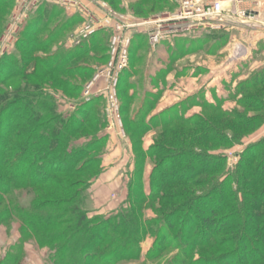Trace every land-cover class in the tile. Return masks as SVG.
Returning <instances> with one entry per match:
<instances>
[{
	"label": "rangeland",
	"instance_id": "374dc122",
	"mask_svg": "<svg viewBox=\"0 0 264 264\" xmlns=\"http://www.w3.org/2000/svg\"><path fill=\"white\" fill-rule=\"evenodd\" d=\"M10 1H13L14 4L12 9H0V68H4L6 65L2 74L11 72L10 75L17 74V77H8L4 80L1 93L17 92L20 97L33 96L37 97V101L40 102L49 100L48 102L57 108L56 113L62 114L63 118L69 120H73L71 118L76 117L78 112L84 113L80 112V107L94 100H101L90 111L91 113L89 112L92 125L90 123L85 125L71 144L72 147L76 145L78 147L74 148L76 152L71 155L72 160L75 159L78 151L80 153L82 150L83 152L87 151L80 159L79 164V166L85 165L86 168L79 175H59L69 179L73 184L75 183L76 188L84 189L85 187L84 194L87 198L83 208L92 215L96 212L105 213L94 217L104 220L117 215L122 207L127 208L132 205L130 186L134 190L136 189L135 192L142 186L144 193L150 194V178L157 161L173 155L166 152V154L152 157L143 156L157 145L166 147L162 134L171 135L169 137L171 143L167 147L180 146L181 148L182 145L178 138L174 140L172 135L183 130L184 134L180 135L182 138L185 136L186 146L189 145V148L199 154L211 152L210 154L219 156L224 162L222 170H219L216 175L199 177V181H203L201 182L204 184L203 186L191 187L185 183H175L173 188L171 187L176 192L186 190L188 195L189 193H206L212 182L221 177L223 172L226 170L229 173L234 172L238 168V164L243 160L247 150L256 153L255 146L264 141V30L245 28L244 37L237 36V42H231L229 46L217 45L216 42L209 41L210 37L206 38L203 43L195 44L193 41L196 39L193 38V35H191L192 37L187 35L180 37L178 42H174L175 44L172 39H168L163 42L167 43L165 46L159 48L163 44L161 43L156 49L152 48L147 36L141 35L140 41L145 45L143 48L134 50L133 63L131 64L130 61L131 74L128 84L125 89H120L119 86L117 89L120 113L116 117L110 113L106 96L97 97L90 102L85 100L87 87L94 81L99 71L107 66L108 59L104 63L105 59L103 58L107 54L108 40L110 47L112 32L101 31L106 32L105 36L103 35V38H107L106 40H101L100 36L96 35L95 41L90 38L79 45L73 43L74 37L85 24L91 23L92 18L102 20L106 17L103 7H108L120 15H131L138 21H149L175 13L178 9L177 4L172 0L170 3L173 6L167 5L165 0H163V4H157L153 0ZM42 6L46 9L40 12L43 19L39 14L36 16L38 19L41 18V24H46L51 15L56 14L57 18L48 27L46 25L44 27L46 30L40 32L37 37H26L31 19ZM73 19L76 24L72 26L70 20ZM66 23H70L72 28L62 30L60 36L46 46L45 44L52 40V36H55ZM216 33L219 31H210L209 35ZM253 37L263 38L262 43L259 45L250 44V39ZM22 38L28 39V46L35 44L39 47L37 49H41L40 45H45V48L42 47L43 49L31 54L22 52L19 47ZM185 42L187 46L191 45V47H187V49L190 48L188 52L180 47ZM80 46L85 52L72 57V50ZM238 46L244 48L245 52L241 53L237 61L228 62L237 53ZM25 57L38 58V62L27 63ZM68 57L72 58L65 62L67 64H62L63 59ZM25 67L28 77L32 79L18 76L20 69ZM58 69L61 71L56 72ZM63 81H66L68 86L65 87L62 84ZM256 82H259V85L256 86ZM100 85H102L101 82L98 83L94 92H97ZM125 108L127 109L125 110ZM224 112L231 115L235 113L238 121L247 123L250 120L257 121L248 127H233L235 122L233 117L235 116H225ZM80 116V114L77 115V117ZM82 117L83 115L80 118ZM194 117L198 122L197 129H195L198 135L200 132L210 131L207 134L209 137L218 136L220 139L224 134L226 138H229L231 145L209 144L203 140L192 141L189 136L191 132H195L194 128L185 126L181 118L189 120ZM171 119L174 120L169 125L165 124ZM201 120L207 122L208 125L200 123ZM232 129L233 131H231ZM221 139L223 138L221 137ZM98 141L99 144L101 142L103 144L96 149ZM94 147L95 149H93ZM258 152L259 158L254 160V172L261 164L264 150ZM217 161L220 160L217 158L214 160L205 159L204 163L206 167H210ZM141 163L144 164L142 168L140 167ZM112 169L114 171H110ZM104 171H108V173L103 177V180L108 178V182H104L103 185L101 179L102 183L97 184ZM115 172L116 176L113 178ZM4 175L0 172L1 178ZM40 175L45 176L44 173ZM79 181L82 182L79 183ZM106 184L107 188L104 191L100 186ZM56 189L55 185L38 184L36 188L12 191L8 195L0 194V204H2L0 208V264H73L68 257V254L70 256L71 253L67 250L62 251L64 246H68L67 249L71 250L69 244L73 251L75 248L73 244L76 241L74 242L73 238L69 239L72 236L69 225L49 230L43 229L41 234L36 232L37 229L26 230L24 225L26 219H30L31 210L42 208L48 198H51L50 194ZM232 189L234 193L237 192L240 189L238 183L233 185ZM243 189L245 192L249 190L245 187ZM259 190H264L263 182H260L257 189L251 192L257 193ZM104 193L105 196H103ZM144 193L142 190L139 196H143ZM133 194L135 193L133 192ZM237 197L238 205L242 204V201L245 204L244 194L241 193L240 196L237 193ZM53 198L60 200L63 197L54 195ZM132 198L137 201L138 197L133 195ZM211 200L208 202L202 200L201 204H197L211 207L213 204ZM159 202L162 200L154 199V201L145 202L143 218L140 220H156L159 216L153 210V206L159 205ZM183 203L184 201L180 200L177 204ZM15 207H18V211H15ZM45 214L41 213L39 217L43 221ZM61 216L64 217V220L72 218L70 213H61ZM166 230L167 228H165ZM199 230H197V234ZM197 234L190 238L196 237ZM228 236L224 233L217 235L211 242ZM201 237L204 238V234ZM155 240V236H145L138 245L139 251L133 247L131 251H134V256L132 255L130 259L117 264H182L185 260L189 264H193V262L199 261V259L195 260L197 256L205 255L207 260H212L234 252L217 247L213 250L197 249V255L186 259L185 254H181L178 247L188 246L187 251H189L191 246L187 245V242H183V244L179 238L175 243L176 246H171L160 255L159 246ZM166 240L175 241L171 236Z\"/></svg>",
	"mask_w": 264,
	"mask_h": 264
},
{
	"label": "trees",
	"instance_id": "16d2710c",
	"mask_svg": "<svg viewBox=\"0 0 264 264\" xmlns=\"http://www.w3.org/2000/svg\"><path fill=\"white\" fill-rule=\"evenodd\" d=\"M153 1H156L157 4L164 3L163 0ZM165 1L167 5H171L170 0ZM13 5V1L0 0V9H12ZM44 10L46 9L42 6L35 13L34 18L30 21L26 37H37L40 32L46 30V28L44 29L46 25L48 27L57 18L56 14L51 15L46 24H41L40 19L42 18V14L40 12ZM37 14L41 18L38 19L36 17ZM70 21H72V26L76 24L74 23V19ZM69 25L70 23H66L55 36H52L54 39L52 38L45 45L47 46L52 41L54 42L60 36L62 30L71 29L72 26L68 27ZM105 33H98L97 36H100L101 40H106V37L103 38ZM97 36L93 37L92 40L95 41ZM141 38L140 35L136 36L133 42L130 54L131 64L134 60V50L136 48H143L145 45L140 41ZM45 45H40L41 49L45 48ZM19 47L22 52L29 54L41 50L37 49L39 47L35 44L28 46L27 38L20 40ZM180 47L188 52L190 48L187 49V47H191V45L187 46L185 42ZM72 51V57L85 52L82 50V46ZM106 52L107 54L103 58L105 59L104 63H106L109 57V40ZM72 57L64 58L62 64ZM25 60L27 63L38 62V58L32 57H25ZM43 64L46 66L45 63ZM54 64H56V61H54ZM130 65L121 75L119 82L120 89H125L128 84V78L131 74ZM5 67L6 65H4V68H0V172L5 174L3 178L0 177V194L8 195L12 191L17 192L36 188L38 184L57 186V189L50 194L49 197L51 198L46 197L48 200L43 205L44 209L42 207L31 210L30 219H26V223L24 224L26 230L37 229L36 232L41 234L43 229L49 230L54 227L69 225L71 227L69 231L72 234L69 239L73 238V241H76L73 244L75 248L73 251V248L69 244L71 250L67 249L68 246H64L62 247V251L67 250L71 253L70 256L68 254V257L73 264H117L120 261L130 259L132 255L134 256V251H131L132 248L134 247L139 251V243L142 242L145 236L151 235L156 237L155 241L159 246L160 255L171 246H176L175 243L179 238L182 243L187 242V245L191 246L189 251H187L188 246L178 247L182 252L181 254H185L184 257L186 259L197 255V249L208 248L213 250L217 247L218 249L234 251L232 254L222 255L218 259L212 260H207L208 258L205 255L197 256L195 260L199 259V261H195L193 264H264V190H259L257 193L251 192L257 189L260 182L264 183V152H262L261 164L258 170L256 172L253 171L254 160H258L259 158L257 156L259 154L258 151L264 150V141L255 146L257 149L256 153L255 151L247 150L243 156L244 158H242L243 160L239 162L238 168L234 172L231 171L229 173L228 170L223 172L221 177L212 182L211 189L209 187L206 193H189L188 195L186 190L176 192L171 187L173 188L175 183H185L191 187L203 186L204 184L201 183L203 181H199V177L216 175L219 170H222L224 162L219 156L210 154L211 152L199 154L189 148V145L186 146L185 136L182 138L180 135L184 134L183 130H180L181 132L179 133L175 132L172 135L174 140L178 138L179 143L182 145L181 148L180 146L167 147L171 143L169 140L171 135L162 134L166 147L157 145L143 156L152 157L166 154V152L173 155L157 161L150 178V194H145L142 186L136 192V189L134 190L130 186L129 191L132 205H129L127 208L123 207L117 215L104 220L100 217H91L90 212L83 208L87 198L86 194H84L85 187L84 189L82 187L76 188L75 183L73 184L69 179L62 178L59 175H79L86 168L85 165L79 166V164L80 159H82V156L87 151L85 152L84 150L83 152L82 150L81 153L78 151L75 159L72 160L73 157L71 155L73 152H76L74 148L78 147L77 145L72 147L71 144L85 125L88 123L92 125L89 112L101 100H94L80 107V112L84 113L78 112L76 117L71 118L73 120L65 119L62 114L56 113L57 108L48 102L49 100L40 102L37 101V97H20L17 92L9 94L1 93L4 80L8 77H17V74L10 75L11 72L2 74ZM26 70V67L20 69L18 76L28 77ZM59 71L61 69H58L56 72ZM63 82L62 84L65 87L68 86L66 81ZM255 85H259V82H256ZM79 114L83 115V117H77ZM223 115L235 116L233 117L235 118L233 127H248L257 121L250 120L248 123L246 121H238L239 119L237 120L235 113L231 115L224 112ZM92 119L94 118L92 117ZM172 120L174 119L166 121L165 124L169 125ZM181 121L185 126L194 128L195 132H191V135L189 134V137L194 142L203 140L209 144L223 143L231 145L229 138H226L224 134L221 135L223 139L221 137L219 139L218 136L209 137L207 134L210 131H205L207 133L200 132L198 135L195 130L198 126V122H196L197 118L195 117L189 120L181 118ZM200 123L208 125L204 120H201ZM231 131L229 132L232 133ZM102 144L103 142L99 144L98 141L96 149L101 147ZM216 158L220 161H217L210 167H206L204 163L205 159L214 160ZM222 158L224 159V157ZM143 166L144 164L141 163L140 167L142 168ZM41 173H44L45 176H41ZM81 182L79 181V183ZM236 183H238V188L240 189L234 193L232 188ZM188 186L187 189H189ZM88 187L90 188V186ZM243 187L249 190L245 192ZM142 190L144 194L143 196H139ZM237 193L240 196L241 193L244 194L245 204H243V201L242 204H237ZM54 195L63 198L55 200L53 198ZM133 195L138 197L136 198L137 201L132 198ZM154 199L162 200V202H159V205L153 206V210L159 217L156 220H140L143 218V204L148 201H154ZM180 200L184 201V203L177 204ZM202 200L204 202L211 200L213 204L211 207L201 206ZM174 203L175 205H172ZM1 207L2 204H0ZM15 208V211H18V207ZM41 213H46L44 221L39 218ZM61 213H70L72 218L64 220ZM25 218H28V216H25ZM165 228H167L166 231ZM198 229L200 230L197 234ZM200 231L204 234V238L201 237ZM223 233L229 236L216 240V242H211L217 235ZM195 234H197L196 237L190 238V236L192 237ZM170 236L172 239H175L174 242L173 240H166ZM68 243H70V240H68ZM182 264L189 263L185 260Z\"/></svg>",
	"mask_w": 264,
	"mask_h": 264
},
{
	"label": "built area",
	"instance_id": "2783aa9c",
	"mask_svg": "<svg viewBox=\"0 0 264 264\" xmlns=\"http://www.w3.org/2000/svg\"><path fill=\"white\" fill-rule=\"evenodd\" d=\"M172 2L177 4V11L154 20L138 21L131 15H120L108 7H103L106 15L104 19L92 18L90 24H85L74 37L75 45L93 38L101 31L112 32L107 66L99 71L94 81L87 87L86 102L106 96L111 115L118 117L120 108L117 89L122 73L129 68L130 52L137 35L147 36L152 48L156 49L168 39L195 35L199 31L220 32L226 28L229 20L242 23L248 28L264 27L259 20V11L253 7V0H172ZM224 2L234 4L229 13L224 7ZM236 52L231 58L232 62L237 61L245 49L238 46ZM99 82L102 85L94 92Z\"/></svg>",
	"mask_w": 264,
	"mask_h": 264
},
{
	"label": "crops",
	"instance_id": "0c3cea01",
	"mask_svg": "<svg viewBox=\"0 0 264 264\" xmlns=\"http://www.w3.org/2000/svg\"><path fill=\"white\" fill-rule=\"evenodd\" d=\"M262 4H264V0H253V7H256L257 8L256 11H259L258 12V13H260L259 20H260V22L262 24H264V6H260ZM224 7H225L226 11L229 13V11L234 8V4L233 3H230V2L229 3L228 2H224ZM245 28H248V27L245 26V25H243L242 23L229 20L228 23H227L226 28L223 29L222 31H220L219 33H216L215 35H209V32H201V31L195 33V35H193V38L196 39V40H194L193 43H195V44L196 43L199 44V42L200 43H203L206 38H209L210 37L209 41L212 40L213 42H216L217 45H220V46L221 45L222 46H229L231 42H234V43L237 42V40H238L236 38L237 36H240V38L241 37H244V35H245L244 34V32H245L244 29ZM255 29H258V30L262 31V30H264V27L263 26H259V27L257 26ZM257 34H258V32H257ZM259 36H261V35H259ZM263 38L256 39V38L253 37V38L250 39V42L249 43L250 44H253V45H256V44L259 45L260 43H262ZM179 39H174L173 40V43L174 42H178ZM214 39H216V40H214ZM165 45L166 44L163 43V44H161V46L159 48H161V47H163ZM228 62H232V60L229 59ZM110 171H114V170L112 169ZM107 173H108V171H104V173L100 176L101 178H99V181L97 182V184L100 183V182L102 183L103 177L106 176ZM115 176H116V172L113 174V178H115ZM107 179L103 180V185L108 182ZM100 187L104 190L105 188H107V184L105 186H100ZM99 191H102V190H99ZM127 195H128V192H127ZM103 196H105V193L103 194ZM99 214H105V213L104 212H96L93 215L91 214V217L97 216Z\"/></svg>",
	"mask_w": 264,
	"mask_h": 264
}]
</instances>
